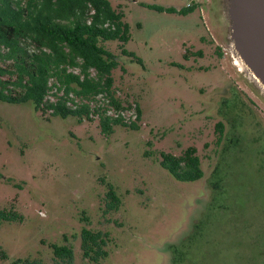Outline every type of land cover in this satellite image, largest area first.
Masks as SVG:
<instances>
[{
  "label": "rangeland",
  "instance_id": "374dc122",
  "mask_svg": "<svg viewBox=\"0 0 264 264\" xmlns=\"http://www.w3.org/2000/svg\"><path fill=\"white\" fill-rule=\"evenodd\" d=\"M109 1L129 35L112 48L140 60L112 71L137 127L0 101V209L18 217L0 223V264L49 261L64 236L78 252L85 226L111 239L100 264H264V92L231 50L227 0ZM189 146L203 175L179 181L160 153ZM107 183L121 205L103 213Z\"/></svg>",
  "mask_w": 264,
  "mask_h": 264
},
{
  "label": "trees",
  "instance_id": "16d2710c",
  "mask_svg": "<svg viewBox=\"0 0 264 264\" xmlns=\"http://www.w3.org/2000/svg\"><path fill=\"white\" fill-rule=\"evenodd\" d=\"M192 6L188 4L183 12ZM128 39L123 12L113 8L109 0H0V101L31 102L35 110L62 118L71 115L78 121H92L97 116L107 131L113 125L136 128L135 120L140 117L137 105L134 121L125 122L106 113L107 106L120 110L129 104L115 97L112 71L120 54L131 61L140 60L123 44L117 53L111 46ZM217 128L222 131L221 122ZM159 164L179 181H194L203 175L194 146L180 154L161 152ZM103 201V213L117 211L121 205L110 183ZM17 218L15 213L0 209V223ZM64 238L61 245L50 244L49 261L18 257L11 264H100L109 255L107 231L82 227L79 253ZM0 257L6 259L1 250Z\"/></svg>",
  "mask_w": 264,
  "mask_h": 264
},
{
  "label": "water",
  "instance_id": "95a60500",
  "mask_svg": "<svg viewBox=\"0 0 264 264\" xmlns=\"http://www.w3.org/2000/svg\"><path fill=\"white\" fill-rule=\"evenodd\" d=\"M230 47L264 92V0H227Z\"/></svg>",
  "mask_w": 264,
  "mask_h": 264
},
{
  "label": "built area",
  "instance_id": "2783aa9c",
  "mask_svg": "<svg viewBox=\"0 0 264 264\" xmlns=\"http://www.w3.org/2000/svg\"><path fill=\"white\" fill-rule=\"evenodd\" d=\"M107 107H108V109L106 110L107 114L111 116H120L125 122L134 121L136 119L137 112L135 110L136 107L135 104H133L131 107H127V108H132V111H130L129 113H126V109L114 110V108L111 106H107Z\"/></svg>",
  "mask_w": 264,
  "mask_h": 264
}]
</instances>
